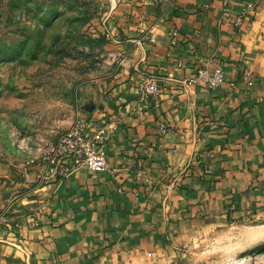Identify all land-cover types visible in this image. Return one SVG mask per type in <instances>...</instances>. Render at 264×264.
I'll return each mask as SVG.
<instances>
[{
  "label": "crops",
  "instance_id": "crops-1",
  "mask_svg": "<svg viewBox=\"0 0 264 264\" xmlns=\"http://www.w3.org/2000/svg\"><path fill=\"white\" fill-rule=\"evenodd\" d=\"M249 1L241 25L222 20L225 3L237 13ZM101 8L91 28L107 44L78 103L90 132H109L110 170L40 183L47 149L0 154V264H171L213 227L264 219V0ZM212 57L225 81L188 83ZM142 72L159 77L158 94L142 95Z\"/></svg>",
  "mask_w": 264,
  "mask_h": 264
},
{
  "label": "rangeland",
  "instance_id": "rangeland-1",
  "mask_svg": "<svg viewBox=\"0 0 264 264\" xmlns=\"http://www.w3.org/2000/svg\"><path fill=\"white\" fill-rule=\"evenodd\" d=\"M103 0H0V154L21 157L49 149L79 109V82L106 43L92 30ZM97 33V34H96ZM105 36V35H104ZM264 219L229 222L194 237L171 264H264V253H241L264 237L234 246L239 228ZM235 236V237H234Z\"/></svg>",
  "mask_w": 264,
  "mask_h": 264
},
{
  "label": "built area",
  "instance_id": "built-area-1",
  "mask_svg": "<svg viewBox=\"0 0 264 264\" xmlns=\"http://www.w3.org/2000/svg\"><path fill=\"white\" fill-rule=\"evenodd\" d=\"M255 8V2L249 1L239 12L233 13L229 5L225 3L221 18L224 21H229L239 26ZM177 34L175 30H170L169 32V35ZM154 40L155 38L152 37L151 41ZM244 77L249 86L254 84L255 81L251 70H246ZM224 81V68L212 57L196 70V73L189 79L188 83L202 82L206 87L216 89ZM159 85L160 80L158 76L146 72L141 73L139 89L142 95L158 94L160 90ZM161 127L163 130L166 128L164 124ZM108 140L109 132L107 128L100 126L90 132L87 122L79 114V109H77L71 125L57 135L51 147L42 155L45 165L38 180L40 183H43L57 173L62 176H68L75 169L84 165L96 172L110 170L105 149ZM34 161V158H32L29 160V163Z\"/></svg>",
  "mask_w": 264,
  "mask_h": 264
},
{
  "label": "bare ground",
  "instance_id": "bare-ground-1",
  "mask_svg": "<svg viewBox=\"0 0 264 264\" xmlns=\"http://www.w3.org/2000/svg\"><path fill=\"white\" fill-rule=\"evenodd\" d=\"M235 234H237L238 239L234 246L238 245L239 247H243L248 243L255 242L264 237V225L239 228V231Z\"/></svg>",
  "mask_w": 264,
  "mask_h": 264
},
{
  "label": "water",
  "instance_id": "water-1",
  "mask_svg": "<svg viewBox=\"0 0 264 264\" xmlns=\"http://www.w3.org/2000/svg\"><path fill=\"white\" fill-rule=\"evenodd\" d=\"M83 109L87 110V111H93L95 108V103L91 100L88 99L86 100L85 104L82 106ZM264 253V243H261L259 245H256L253 248L248 249L247 251H244L241 253V256H245V255H259V254H263Z\"/></svg>",
  "mask_w": 264,
  "mask_h": 264
},
{
  "label": "trees",
  "instance_id": "trees-1",
  "mask_svg": "<svg viewBox=\"0 0 264 264\" xmlns=\"http://www.w3.org/2000/svg\"><path fill=\"white\" fill-rule=\"evenodd\" d=\"M94 40L97 41L98 43H103V44L107 42V38L104 35H99V37Z\"/></svg>",
  "mask_w": 264,
  "mask_h": 264
}]
</instances>
